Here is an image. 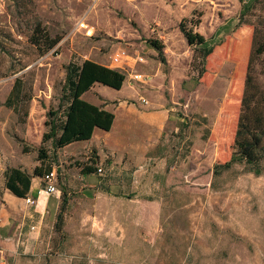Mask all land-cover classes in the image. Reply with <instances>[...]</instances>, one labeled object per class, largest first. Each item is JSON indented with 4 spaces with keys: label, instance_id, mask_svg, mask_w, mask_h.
<instances>
[{
    "label": "rangeland",
    "instance_id": "rangeland-1",
    "mask_svg": "<svg viewBox=\"0 0 264 264\" xmlns=\"http://www.w3.org/2000/svg\"><path fill=\"white\" fill-rule=\"evenodd\" d=\"M254 41L264 45V0H0V211L10 168L51 167L59 191L44 209L19 199L0 212V264H264V156L256 172L232 162ZM119 49L129 54L121 90L95 84L79 99L164 114L154 148L138 156L93 138L44 142L65 105L69 63L92 74ZM135 73L150 82L131 81ZM252 75L264 93V54ZM42 177L32 181L40 191Z\"/></svg>",
    "mask_w": 264,
    "mask_h": 264
},
{
    "label": "trees",
    "instance_id": "trees-1",
    "mask_svg": "<svg viewBox=\"0 0 264 264\" xmlns=\"http://www.w3.org/2000/svg\"><path fill=\"white\" fill-rule=\"evenodd\" d=\"M181 32L185 36L190 46H201L204 57L209 56L214 50L206 48L207 41L204 36L194 33L188 29L184 23L180 25ZM255 42V41H254ZM55 42L50 48H52ZM256 48L252 52L248 66V76L241 103V114L238 121L235 135V149L232 162L245 163L250 166L252 172L260 170L259 164L264 156V93H262L252 75L253 62L264 54V45L255 42ZM258 44V45H257ZM151 47L161 52L162 45L158 41H151ZM85 68L75 62H70L66 67V79L63 87L62 98L65 105L53 113L50 122L49 132L44 135V142L51 140L54 148L61 149L75 142H86L93 138L96 130L110 132L115 121V115L106 111L102 107L94 104L83 103L80 96L95 84H100L111 89L120 91L126 77L123 73L110 69L102 65H94L93 73H86ZM13 96L17 87L13 88ZM6 105L10 106V99ZM62 114L58 117L59 114ZM40 151L39 161H44L47 157ZM226 165L230 167L231 164ZM49 167L48 172H52ZM94 169L85 167L84 175H90ZM42 167L35 169L34 175L17 168H10L6 171V190L20 199H27L30 194L32 181L34 178L43 176ZM63 206L68 204L67 195H62ZM61 217V216H60Z\"/></svg>",
    "mask_w": 264,
    "mask_h": 264
},
{
    "label": "crops",
    "instance_id": "crops-1",
    "mask_svg": "<svg viewBox=\"0 0 264 264\" xmlns=\"http://www.w3.org/2000/svg\"><path fill=\"white\" fill-rule=\"evenodd\" d=\"M115 107H103V109L112 112L115 115L116 119L111 131L103 132L96 130L92 141L104 140L106 145L112 151L120 153L129 152L134 155L145 156L147 152L154 148V142H156L158 137L163 134L164 125L166 123L165 115L158 112L150 113L149 111H145L143 109L127 108L122 103H120V106ZM58 193L59 191L57 193L48 194L42 190L40 191V189H36L35 186H33L31 187L29 196L36 200L34 205L36 203L38 209H44L48 205L47 196L50 197ZM19 199L20 198L15 197L8 191L6 197L8 205L6 209L0 211L1 215L4 217L5 214V216L8 217L10 213H12L13 205H16L17 200ZM4 224H6V222H4L3 225ZM0 255H3V251Z\"/></svg>",
    "mask_w": 264,
    "mask_h": 264
},
{
    "label": "built area",
    "instance_id": "built-area-1",
    "mask_svg": "<svg viewBox=\"0 0 264 264\" xmlns=\"http://www.w3.org/2000/svg\"><path fill=\"white\" fill-rule=\"evenodd\" d=\"M92 5H96L100 0H87ZM78 29L83 31L87 36L91 37L94 33V28L90 26L86 21H80L78 23ZM129 57V54L126 50L119 49L115 52L110 58V65L109 68L113 70H123L124 65ZM144 59L141 56L137 57V62L142 63ZM131 81L137 82V83H149L150 77L145 74L141 73H135L131 75ZM141 104L147 106L149 104V101L142 98L140 99ZM99 173H103L104 170L102 168L98 169ZM44 183H45V193L53 194L58 192L57 184H58V176L57 171L53 170L52 172L48 173L44 177ZM27 204H34V200L31 197H28L26 199ZM0 254H2V249L0 248Z\"/></svg>",
    "mask_w": 264,
    "mask_h": 264
}]
</instances>
